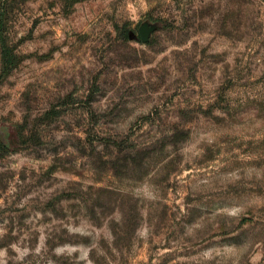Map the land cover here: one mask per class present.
Instances as JSON below:
<instances>
[{
  "label": "rangeland",
  "instance_id": "rangeland-1",
  "mask_svg": "<svg viewBox=\"0 0 264 264\" xmlns=\"http://www.w3.org/2000/svg\"><path fill=\"white\" fill-rule=\"evenodd\" d=\"M0 264H264V0H0Z\"/></svg>",
  "mask_w": 264,
  "mask_h": 264
},
{
  "label": "trees",
  "instance_id": "trees-1",
  "mask_svg": "<svg viewBox=\"0 0 264 264\" xmlns=\"http://www.w3.org/2000/svg\"><path fill=\"white\" fill-rule=\"evenodd\" d=\"M124 34H125V38H127V32L126 31L124 32Z\"/></svg>",
  "mask_w": 264,
  "mask_h": 264
}]
</instances>
